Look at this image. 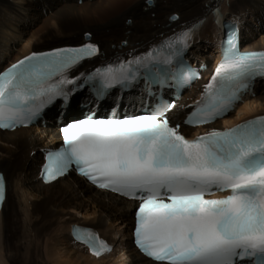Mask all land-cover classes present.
<instances>
[{
  "label": "snow or ice",
  "instance_id": "obj_1",
  "mask_svg": "<svg viewBox=\"0 0 264 264\" xmlns=\"http://www.w3.org/2000/svg\"><path fill=\"white\" fill-rule=\"evenodd\" d=\"M197 27L86 76L69 73L99 55L95 44L32 52L0 73V128L27 125L57 99L67 104L81 77L96 84L97 97L141 75L160 84L195 79L181 57ZM258 77L264 78V52L241 53L230 28L221 60L184 123L196 127L222 118ZM172 107L161 101L150 114L88 115L66 124L63 146L46 156L45 181L74 165L97 187L140 200L135 243L156 264H264V116L187 139L167 118ZM215 193L228 194L205 198ZM74 236L94 256L111 251L89 231L77 229Z\"/></svg>",
  "mask_w": 264,
  "mask_h": 264
},
{
  "label": "bare ground",
  "instance_id": "obj_2",
  "mask_svg": "<svg viewBox=\"0 0 264 264\" xmlns=\"http://www.w3.org/2000/svg\"><path fill=\"white\" fill-rule=\"evenodd\" d=\"M147 1L82 0L78 5L73 0H0V68L33 52L34 47L67 38L83 42L74 37L86 32L92 35L91 42L100 45L93 65L138 56L193 25L198 27L189 44L196 38L200 41H196L194 47L203 50L210 43L217 11L220 21L232 16L239 22L244 33L242 43L241 31V50H264V25L257 26L258 30L252 29L253 22H262L264 18V0H153L152 7ZM40 5L44 10H53L41 19V27L34 32L16 31L12 35L17 37L16 41L8 43L10 36L6 30L18 28L25 20L33 21ZM170 14L177 15L178 20L171 21L173 15ZM126 20L131 24L125 25ZM121 42L124 46H120ZM12 57L14 60L4 66ZM87 65L89 62L83 66ZM201 82L193 84L183 97L195 94ZM257 89L255 98L244 101L220 122L222 127L264 114V87ZM51 135L53 132L38 134L33 128L0 132V148L5 147L0 149V172L6 184L0 210V264H149L136 261L127 251L130 238L126 236V206L87 195L76 178H63L47 186L40 183L37 177L42 164L39 150ZM9 143L12 147L8 148ZM29 154H32L30 159ZM53 212L55 217H52ZM74 226L91 227L111 241L116 235L110 236V233L115 229L117 236L121 235L117 241L120 250L98 259L89 256L82 246L71 240L69 233ZM124 250L128 255L122 253ZM129 257L132 263L127 262Z\"/></svg>",
  "mask_w": 264,
  "mask_h": 264
},
{
  "label": "rangeland",
  "instance_id": "obj_3",
  "mask_svg": "<svg viewBox=\"0 0 264 264\" xmlns=\"http://www.w3.org/2000/svg\"><path fill=\"white\" fill-rule=\"evenodd\" d=\"M84 1V0H83ZM73 2L75 3H77V0H73ZM89 2H90V0H89ZM145 3V2H144ZM40 4H41V2H40ZM147 4V3H146ZM79 5V4H78ZM153 6V5H152ZM151 6V7H152ZM52 9H46V10H44L43 9V6H37V10H36V18L33 20V21H27V20H25V21H23V23H22V25H20L18 28L17 27H15V28H13V29H7L6 30V32H7V34L10 36V40L8 41V43L9 42H15L16 41V38L17 37H15V35L12 37V35L14 34V33H16V31L17 32H19V31H21L22 29L23 30H32L33 32L34 31H36L38 28H40L41 27V25H42V23H43V21H41V19H43L44 17H46L47 15H49V14H51L52 13ZM171 16L173 15V14H170ZM169 15V16H170ZM168 16V17H169ZM170 16V17H171ZM170 19V18H169ZM221 20H224V19H221ZM220 21V20H219ZM262 22H259V23H257V21H255V22H253L252 23V29H257L258 30V28H259V25H261V24H263L264 25V18H262V20H261ZM126 22H127V24H126ZM126 22H125V25H129L130 23L126 20ZM218 23V22H217ZM217 23H216V25H215V28H214V31H213V33H212V35H211V40L209 41L210 43H211V41H212V39H213V36H214V34H215V32L216 31H218L217 30ZM257 26H258V28H257ZM240 29H241V31H242V43H244V33H243V29H242V27L240 26ZM86 33H89V32H86ZM83 37H84V33L83 34H77V37H74V38H80V40L81 39H83ZM159 41V40H158ZM196 41H200V40H197L196 38H194V40H193V47H194V44H195V42ZM69 43H77L75 40H72V39H69V38H67V39H65V40H57V41H55V42H53V43H49L47 46H42V47H34L33 49H34V51L35 50H44V49H49V48H51V47H56V46H61L60 44H69ZM79 43H82V42H79ZM122 43H124V42H121L120 43V46H122ZM97 44H99V43H97ZM11 46H14L15 48H16V44H10ZM151 45H153V44H151ZM146 47H149V46H146ZM145 47V48H146ZM203 49H205V47L203 48ZM139 51V50H138ZM131 53H133V52H131ZM123 54V53H122ZM19 55H21V54H19ZM18 56V54L15 56V57H17ZM15 57H12L10 60H8L5 64H4V66L5 65H7L10 61H12V60H14V58ZM102 58H104V57H102ZM105 59V58H104ZM108 59V58H107ZM262 86V85H261ZM262 87H264V85L262 86ZM198 89V88H197ZM258 90V89H257ZM232 117H233V115H232ZM7 132H9V131H7ZM10 133V132H9ZM22 140L24 141V137L22 138ZM27 140V142L29 143L30 142V139H26ZM10 144V145H9ZM6 147H12V143H9ZM0 149H5V147H2V148H0ZM4 151V150H3ZM28 158L30 159L31 158V156H30V154H29V156H28ZM59 186H63V184H60ZM37 195H39V191H37ZM15 200L16 199H14V202H15ZM49 214H48V216H50V214H51V212H48ZM52 217H55L54 216V212H53V214H52ZM87 225H90V226H92V227H96L97 226V224L95 223V224H88L87 223Z\"/></svg>",
  "mask_w": 264,
  "mask_h": 264
}]
</instances>
